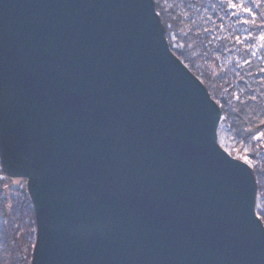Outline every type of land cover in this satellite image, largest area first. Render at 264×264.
Listing matches in <instances>:
<instances>
[{
    "label": "water",
    "instance_id": "obj_1",
    "mask_svg": "<svg viewBox=\"0 0 264 264\" xmlns=\"http://www.w3.org/2000/svg\"><path fill=\"white\" fill-rule=\"evenodd\" d=\"M220 118L153 0H0V166L26 181L30 264H264Z\"/></svg>",
    "mask_w": 264,
    "mask_h": 264
},
{
    "label": "trees",
    "instance_id": "obj_2",
    "mask_svg": "<svg viewBox=\"0 0 264 264\" xmlns=\"http://www.w3.org/2000/svg\"><path fill=\"white\" fill-rule=\"evenodd\" d=\"M153 2L169 49L218 105L222 129L232 140L235 133L238 142H233L243 145L247 141L239 131L249 133L246 126H251L242 124L247 108L255 111L248 121L264 127V39H260L264 36V0ZM233 3L239 6L234 8ZM217 143L223 149L218 132ZM225 146H229L226 138ZM258 154L254 155L256 164L249 168L257 188L255 214L264 227V149ZM14 180L0 166V264H30L36 238L34 210L26 187L17 191V197L6 188ZM18 225H25V230Z\"/></svg>",
    "mask_w": 264,
    "mask_h": 264
},
{
    "label": "rangeland",
    "instance_id": "obj_3",
    "mask_svg": "<svg viewBox=\"0 0 264 264\" xmlns=\"http://www.w3.org/2000/svg\"><path fill=\"white\" fill-rule=\"evenodd\" d=\"M177 59L179 60V58H177ZM181 64L183 65L182 62H181ZM253 113L255 114L254 108H247V111H246L247 118L246 117L244 119L242 118V121L244 122L242 124L244 126H246V124H251L250 127L246 126V129H247V131L249 133H245L243 131V129H241L239 131L240 136H242L244 138V140L247 141L243 145L237 146L233 142V141H237L238 142V139L236 138V134L235 133H233V140H232V138H230L229 134H227V131H224V129H222L221 125H219V128L217 129L218 130L217 131L218 132V136L219 135L221 136L222 143L224 144V146L222 145L223 150H225L226 153H228L232 158L247 164L249 167H252L253 165L256 164V160L254 159V155H255V157L259 156L258 150L264 149V127L263 126L262 127H256V126L254 127L253 121H248L251 118ZM240 123H241V121H238V122L235 123L237 128L240 127V125H241ZM230 135H231V133H230ZM225 138L227 139V142L229 144L228 148L225 146ZM241 142H239V143H241ZM24 187H26V183L23 180H21V179H16V180H14V181H12L10 183V186L7 185L6 188H8L11 191V193H13L15 197H17L18 196L17 191L18 190H22ZM19 218L20 217H18V220H19ZM18 228L21 229L22 232H23L26 227H25V225L23 227L18 225Z\"/></svg>",
    "mask_w": 264,
    "mask_h": 264
},
{
    "label": "snow or ice",
    "instance_id": "obj_4",
    "mask_svg": "<svg viewBox=\"0 0 264 264\" xmlns=\"http://www.w3.org/2000/svg\"><path fill=\"white\" fill-rule=\"evenodd\" d=\"M238 6H239V5H237V4H235V3L232 4V7H234V8H235V7H238ZM244 11L251 12V9H249V8H245ZM261 39H264V36H262ZM37 247H38V245H37Z\"/></svg>",
    "mask_w": 264,
    "mask_h": 264
}]
</instances>
